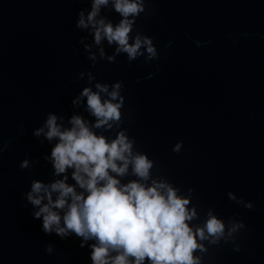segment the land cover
I'll list each match as a JSON object with an SVG mask.
<instances>
[{
  "label": "water",
  "instance_id": "1",
  "mask_svg": "<svg viewBox=\"0 0 264 264\" xmlns=\"http://www.w3.org/2000/svg\"><path fill=\"white\" fill-rule=\"evenodd\" d=\"M86 3L0 0V147L14 138L0 153V264H91L79 239L45 233L23 197L33 177L52 178L43 158L51 146L32 130L48 111L77 110L72 98L87 78L73 77L87 69L100 80H124L125 126L163 173L194 187L203 211L239 213L247 224L241 250L231 242L212 246L207 264H264V0H152L154 14H141L137 25L155 37L159 59L129 63L122 53L95 66L75 25ZM195 39L211 43L197 47ZM178 140L179 153L172 150ZM26 154L40 163L20 168ZM229 189L256 207L231 200Z\"/></svg>",
  "mask_w": 264,
  "mask_h": 264
},
{
  "label": "clouds",
  "instance_id": "2",
  "mask_svg": "<svg viewBox=\"0 0 264 264\" xmlns=\"http://www.w3.org/2000/svg\"><path fill=\"white\" fill-rule=\"evenodd\" d=\"M113 11L119 19L110 15ZM154 12L152 0H88L79 8L75 25L85 33L79 42L92 65L116 62L122 53L129 63L140 57L158 60L161 50L155 37L137 25L141 14ZM194 42L197 47L211 43ZM97 75L80 70L73 79L86 77L87 82L72 98L77 110L70 116L48 111L32 130L42 145L46 141L51 146L43 158L51 165L52 178L33 177L23 192L42 230L79 239L80 247L89 250L91 264H207L212 246L231 242L241 250L247 224L237 219L240 214L224 217L214 207L203 211L194 201V187L185 189L163 173L157 159L125 126L129 117L124 80L104 81ZM24 131L21 124L20 134ZM183 147L184 141L178 140L172 150L179 153ZM39 163L40 156L26 154L19 166L30 169ZM227 195L246 208L256 207L231 189ZM46 251H55L54 242L47 243Z\"/></svg>",
  "mask_w": 264,
  "mask_h": 264
}]
</instances>
